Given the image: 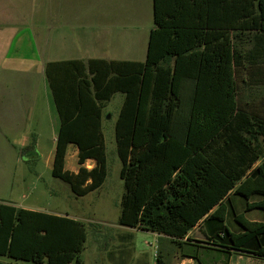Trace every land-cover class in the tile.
Listing matches in <instances>:
<instances>
[{
    "label": "trees",
    "instance_id": "16d2710c",
    "mask_svg": "<svg viewBox=\"0 0 264 264\" xmlns=\"http://www.w3.org/2000/svg\"><path fill=\"white\" fill-rule=\"evenodd\" d=\"M155 4L146 62L48 65L61 120L52 176L79 197L102 187L104 110L120 93L119 225L163 236L199 261L201 249L214 248L185 239L203 220L226 256L233 250L264 259V220L244 214L264 216V0ZM176 13L184 20L173 23ZM70 145L78 150L76 173L66 169ZM237 196L246 203L243 213ZM86 240V226L69 215L0 202V264H83ZM156 258L165 264L161 252Z\"/></svg>",
    "mask_w": 264,
    "mask_h": 264
},
{
    "label": "crops",
    "instance_id": "0c3cea01",
    "mask_svg": "<svg viewBox=\"0 0 264 264\" xmlns=\"http://www.w3.org/2000/svg\"><path fill=\"white\" fill-rule=\"evenodd\" d=\"M155 6V0H0V149L32 153L46 168L52 169L61 120L46 74L48 65L90 60L146 62L155 27ZM149 10L153 26L147 25L150 27L146 52L140 60L144 54L143 18H148ZM175 15L173 23L184 20L182 13ZM24 159L31 161L26 155ZM236 199L238 212L243 213L246 203ZM257 201L259 198L250 202ZM0 202L60 215L2 197ZM249 213L251 218L247 216ZM244 214L249 221L264 220L257 210ZM211 234L202 220L185 241L208 243L211 245L204 246L214 249H201L199 261L183 255L177 264H264V259L233 250L226 256L222 252L225 249L214 246L216 240ZM155 235L159 244L167 240Z\"/></svg>",
    "mask_w": 264,
    "mask_h": 264
},
{
    "label": "rangeland",
    "instance_id": "374dc122",
    "mask_svg": "<svg viewBox=\"0 0 264 264\" xmlns=\"http://www.w3.org/2000/svg\"><path fill=\"white\" fill-rule=\"evenodd\" d=\"M143 9L146 10V6L145 8L143 6ZM148 24L153 26L150 10L148 18H143L144 54L140 60L146 52L150 27ZM240 85L242 86V83ZM123 99L122 94H116L104 110L103 133L108 174L102 187L79 197L71 191L68 184L54 178L52 169L46 168L34 154L0 149V197L26 207L44 208L60 215H69L81 221L87 229V240L81 255L83 264H156L159 252L165 264H177L182 261L183 256L177 245L171 244L168 240L159 244L158 237L152 232L119 225L125 186L120 178L122 164L117 155L115 123ZM75 148V146L69 148L66 164L67 169L72 171L79 169ZM23 154L31 158V161H25ZM87 166L92 168L94 162L89 161ZM235 198L241 204L245 202L239 196ZM235 204L240 211L239 203ZM258 213L263 214L260 211ZM247 216L251 218L252 213ZM1 259L9 261L7 258Z\"/></svg>",
    "mask_w": 264,
    "mask_h": 264
}]
</instances>
